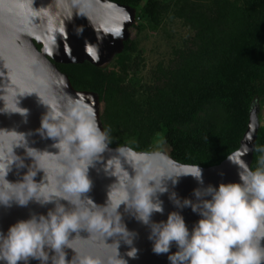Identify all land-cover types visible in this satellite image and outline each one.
<instances>
[{
    "label": "water",
    "instance_id": "1",
    "mask_svg": "<svg viewBox=\"0 0 264 264\" xmlns=\"http://www.w3.org/2000/svg\"><path fill=\"white\" fill-rule=\"evenodd\" d=\"M136 20L135 8L113 0H0V109L14 108L17 99L19 107L27 109L26 116L0 112V130L23 133L28 148L41 153H51H32L40 157L39 166L43 167L45 172L39 170L33 157L27 155L25 147H16L14 152L23 160L24 166L18 167V162L12 164L6 179L10 183H17L23 180L29 170L31 174L37 172L35 182H44L48 191L56 190L61 196L68 197V201L57 198L44 205L35 200L30 201L27 206H20L14 201L10 206L0 205V232L6 235L12 225L20 220L30 219L33 215L47 216L50 210H55L57 204L63 205L67 211H97V206L108 205L109 195L111 202L115 203H119L127 195L131 203L135 195L133 178L143 177L146 180L148 176H154L159 183V177L163 173L171 174L184 168L199 166L203 172V184L191 175L182 176L175 185L165 178L169 191L156 194L163 202L164 211L162 214L152 215L153 222H161L166 221L170 213L180 212L191 231L202 217L193 212L191 207H177L170 198L173 192L182 200L195 201L194 191L197 188L204 189L209 185L218 188L221 183L241 182L242 169L229 160V156L218 165L204 167L181 163L165 151L146 152L138 151L129 145L120 146L129 150L127 159L120 156V147H113L109 143L106 150L100 154L102 159L94 161L89 167L88 176L92 184L88 192L81 194L83 201L79 209L71 203L77 199L78 194L63 191L65 177L60 174V170L70 167V161L66 160L63 153L59 154L60 149L56 147L59 138L41 135L39 130L43 117L48 111L59 112L62 118L52 121L59 124L63 122V117L77 111L94 119L102 131L106 130L101 117L103 104L99 93L76 89L69 75L63 72L58 64H80L86 61L99 67L110 64L117 54L125 49V43L131 36L130 29ZM39 44L42 45L41 48ZM89 48L95 52L94 57L88 52ZM30 92L36 93L27 94ZM19 93L25 95H18ZM260 111L259 103L254 102L241 145L230 154L234 160L246 163L251 169L261 126ZM13 138L14 134L0 133L2 141H11ZM117 157L121 159V171L124 173L122 184H118V177L105 170L108 161ZM5 162L0 160V164ZM109 211H112L111 207ZM118 212L121 215V224H125L130 232L136 234L133 246L139 249L138 257L130 258L127 256L130 247L120 240V258L128 264H170L169 255L178 251L175 242L170 253L155 254L153 241L149 239L150 226L139 221L135 209H130L127 203L121 204ZM119 214H113V226ZM81 227L69 233L71 247H63L67 264H78V258L83 256L99 258L102 264H109V260H114L115 264H126L117 257L116 242L119 237H107L105 233L96 230L90 232L86 223H82ZM45 250L49 253L48 264H52V257L57 253L47 247ZM19 264L25 262L21 261ZM27 264L41 262L29 258Z\"/></svg>",
    "mask_w": 264,
    "mask_h": 264
},
{
    "label": "clouds",
    "instance_id": "2",
    "mask_svg": "<svg viewBox=\"0 0 264 264\" xmlns=\"http://www.w3.org/2000/svg\"><path fill=\"white\" fill-rule=\"evenodd\" d=\"M32 93L36 92L27 94ZM42 102L46 104L43 99ZM0 112L27 115V109L19 107L18 99L14 108L4 107ZM61 118V113L48 111L39 131L41 135L59 138L56 145L60 149L59 154L63 153L66 160L70 161V167L60 170V174L65 177L63 191L78 194L77 199L71 203L79 209L83 201L81 194L88 192L92 184L88 176L89 167L94 161L102 159L100 154L111 141L108 134L90 116L72 111L67 117H63L62 123H52ZM2 132L14 134V138L11 141L0 139V160L6 161L0 164V205L10 206L14 201L20 206H27L32 200L44 205L57 198L68 201V197L61 196L60 192L48 191L44 182H35L37 172L31 174L29 170L23 180L17 183H10L6 179L12 164L18 162V167L24 166L23 160L14 152L16 147H25L27 155L34 158L39 170L45 169L39 166L40 157L32 154L41 152L27 147L25 134L0 130ZM118 152L128 159L129 150L120 147ZM46 153L51 154H41ZM228 158L242 169L240 183H221L218 188L214 185L204 189L197 188L194 191L195 201L182 200L175 192L172 193L170 198L177 207H191L193 212L202 217L191 231L180 212L170 213L168 219L161 222H153L152 215L162 214L164 211L163 202L156 194L169 191L165 178L175 185L182 176L191 175L203 184V172L199 166H191L171 174L163 173L159 177V183L154 176H148L146 180L143 177L133 178L135 195L131 203L127 195L119 203L111 202L109 195V203L104 207H98L88 199L97 206V211H67L63 205L57 204L55 210H50L47 216L33 215L30 219L20 220L8 229L6 235L0 232V262L19 264L24 261L27 264L29 258H33L41 264H48L47 247L57 253L52 257V264H67L63 247H71L69 233L81 229L82 223L87 224L90 232L96 230L105 233L107 237H119L116 242L117 257L120 258L119 246L120 240H123L130 247L127 256L135 259L139 252L133 246L136 234L130 232L125 224H121L118 212L120 205L127 203L130 209H135L136 218L150 226L149 239L153 241L155 254L170 253L175 242L178 251L169 255L170 264H264V160L260 162L261 167L252 170L246 163L234 160L231 155ZM121 166V159L117 157L109 160L105 169L110 175L118 177V184H122L124 178ZM110 207L112 211H109ZM114 213L119 214L115 226L112 220ZM78 264H102V261L92 256H83L78 258ZM109 264H115V261L109 260Z\"/></svg>",
    "mask_w": 264,
    "mask_h": 264
},
{
    "label": "trees",
    "instance_id": "3",
    "mask_svg": "<svg viewBox=\"0 0 264 264\" xmlns=\"http://www.w3.org/2000/svg\"><path fill=\"white\" fill-rule=\"evenodd\" d=\"M113 1L135 8L137 20L157 25L173 12L192 25L193 46L182 53L179 68L163 85L143 92L129 81L138 66L133 38L103 67L86 61L59 68L76 89L99 93L113 147L151 152L162 132L175 160L220 164L239 149L253 103L264 109V0ZM260 120L252 170L264 160L262 113Z\"/></svg>",
    "mask_w": 264,
    "mask_h": 264
},
{
    "label": "rangeland",
    "instance_id": "4",
    "mask_svg": "<svg viewBox=\"0 0 264 264\" xmlns=\"http://www.w3.org/2000/svg\"><path fill=\"white\" fill-rule=\"evenodd\" d=\"M130 31V38L137 41V52L134 55L138 66L131 72L129 81L137 83L143 92L150 86L163 85L169 79L167 76L179 68L182 53L193 46L195 35L192 25L173 12H168L157 25L140 18ZM261 111L264 119V109ZM162 135V132L158 134L154 151L169 153L170 148Z\"/></svg>",
    "mask_w": 264,
    "mask_h": 264
},
{
    "label": "snow or ice",
    "instance_id": "5",
    "mask_svg": "<svg viewBox=\"0 0 264 264\" xmlns=\"http://www.w3.org/2000/svg\"><path fill=\"white\" fill-rule=\"evenodd\" d=\"M116 32H117V34H119V29H117ZM65 39H66V37H65ZM88 52H89L93 57L95 56V52H94L91 48L88 49Z\"/></svg>",
    "mask_w": 264,
    "mask_h": 264
}]
</instances>
